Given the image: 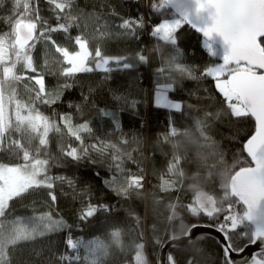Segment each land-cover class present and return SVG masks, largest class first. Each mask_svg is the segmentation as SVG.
<instances>
[{
  "label": "trees",
  "instance_id": "obj_1",
  "mask_svg": "<svg viewBox=\"0 0 264 264\" xmlns=\"http://www.w3.org/2000/svg\"><path fill=\"white\" fill-rule=\"evenodd\" d=\"M156 2L73 0L68 15L58 21L49 0H34L33 7L48 25L72 24L68 32L51 33L58 45L70 52L78 51L75 38L81 36L87 40L93 57L98 48L108 57H127L125 62L133 67L116 70L112 64L110 72L94 70L65 77L60 73L69 65L54 48L42 42L36 44L32 51L36 72L21 70L18 74L24 79L16 83V92L19 99L27 101L34 95L29 89L39 87L29 77L43 74L44 78H52V85L45 89L59 94V99L50 104L36 101L35 106L60 131H49L46 146H39L30 133H12L11 139L19 140L31 152L39 147V158L49 161L48 175L63 179H56L52 189L29 190L12 201L8 218L50 212L69 228L22 241L12 249L5 264H65L59 257L69 251V234L74 239L101 238L95 254L97 264H135L134 257L140 251L147 264H158L163 245L186 235L193 225L218 230L230 204L242 214L244 208L230 195L228 185L237 171L251 166L244 144L254 133V120L250 115H233L216 87V79L204 74L206 69L222 63L217 47L218 54L212 56L204 39L187 24L177 29L175 46L150 35L153 26L171 18L168 12L152 10ZM13 7V0H0V33L10 30L8 18L13 16ZM172 18L177 17L172 14ZM124 20H142L143 27L136 28L135 36L130 35L120 28ZM139 54L147 58L146 62L138 59ZM158 80L176 82L168 95L170 100L182 102L181 111L154 104ZM75 87L82 88L84 94L64 100ZM101 110L115 112L121 126L116 128L111 118L99 115ZM66 118L73 129L87 123L91 131H81V140H76L69 133ZM138 130L145 131V148L129 152L103 136ZM72 147L80 159L67 156ZM114 158L119 159L122 172L116 171ZM0 163H23L22 150L0 149ZM133 177H142V186L130 184ZM49 192L56 196L55 201ZM198 192L212 197L215 206L224 211L212 217L193 213L190 206H194ZM88 204L107 205L109 211H98L81 220ZM245 231L243 226L230 231L233 252L249 244L242 235ZM167 252L173 254L176 264H188L189 260L192 264H226L223 246L205 235Z\"/></svg>",
  "mask_w": 264,
  "mask_h": 264
},
{
  "label": "snow or ice",
  "instance_id": "obj_2",
  "mask_svg": "<svg viewBox=\"0 0 264 264\" xmlns=\"http://www.w3.org/2000/svg\"><path fill=\"white\" fill-rule=\"evenodd\" d=\"M72 2L73 0H49L58 21L68 15ZM33 4L34 0H13V16L8 18L10 30L0 33V149L19 148L22 150L23 160V163L16 164L0 163V264L8 261L12 249L22 241L34 240L69 228L62 219H55L50 212L8 218L12 201L29 190L40 187L52 189L56 179H63L48 175L49 161L39 158V147L31 152L19 140L11 139L12 133H30L33 138L38 139L39 146H46L49 131L53 128L60 131L35 106L36 101L50 104L59 99V94L46 92L43 74L28 78L34 80L35 85L39 87L29 89L34 95L27 101L19 99L16 92V83L24 79L18 73L21 70L36 72L32 56L36 44L42 42L54 48L62 61L69 65L60 73L65 77L100 69L110 72L113 70L110 67L112 64L116 66V70L133 67L125 62L127 57H108L98 48L93 57L87 40L81 36L75 38V44L79 46L78 51L70 52L68 48L58 45L51 33L68 32L72 24L58 23L55 27L48 25L47 21L39 16ZM152 10L168 12L171 16L153 26L150 35L159 42L177 45V29L182 24H188L202 33L204 46L212 56L218 54L212 39L214 34L222 37L227 46L222 54V63L206 69L204 74L216 79L217 88L232 109L233 115H250L254 118L255 131L244 146L254 166L242 169L232 183V196L236 198L237 203L244 206L242 214L236 212L234 205L230 204L228 215L224 216L225 222L220 224L218 231L223 233L226 264H235L228 255L235 250L229 233L241 226L246 229L242 235L248 238L249 244H260L259 250L252 253L250 260L245 258L243 264H264V0H157ZM173 13L177 18H172ZM137 27H143L142 20H124L120 25V28L133 36ZM177 55H180L178 49ZM90 57L93 59L90 60ZM138 59L141 62L147 60L143 54H139ZM93 63L94 67L90 66ZM191 71L189 67L188 75H191ZM175 86V81L162 83L158 80L157 106L177 112L182 110V102L169 99L168 93ZM99 115L111 118L116 128L121 126L115 112L101 110ZM66 119L69 133L76 140H81V131H91L87 123L73 129L70 119ZM66 154L73 160L81 158L75 147ZM84 154H87V148L84 149ZM114 161L116 171L122 172L119 159L114 158ZM142 179L133 177L129 183L142 186ZM49 196L55 201L56 196L52 192H49ZM190 210L193 213L203 212L208 217L224 211L218 209L210 199L203 201L200 198L195 200ZM98 211H109V208L107 205L88 204L81 214V220L93 217ZM193 227L198 228L197 225ZM190 235L194 233L190 232ZM66 244L69 251L59 257L65 264H81L82 260L84 264H97L95 254L102 244L98 235L90 239H74L69 234ZM168 246L173 247L171 243L163 245L162 253ZM140 247L142 249L143 245ZM239 251L243 252L244 249ZM134 261L135 264H144L142 251L137 252ZM158 264H176V261L171 252H166L158 260ZM188 264H192V261L189 260Z\"/></svg>",
  "mask_w": 264,
  "mask_h": 264
},
{
  "label": "water",
  "instance_id": "obj_3",
  "mask_svg": "<svg viewBox=\"0 0 264 264\" xmlns=\"http://www.w3.org/2000/svg\"><path fill=\"white\" fill-rule=\"evenodd\" d=\"M175 16L176 14L173 13ZM188 25V24H187ZM196 34H198L201 38H203L202 36V33H200L199 31H197L196 29H194L193 27H191L190 25H188ZM212 39L215 41V44L214 46L217 47L220 52L223 54L224 50L226 49V45L224 44L223 42V38L218 36V35H213ZM222 61V60H221ZM253 120L254 118L251 117ZM254 124H255V120H254ZM255 131V130H254ZM251 137V136H250ZM247 142V141H246ZM245 142V144H246ZM244 144V146H245ZM244 152L246 154V156L249 158L250 162H251V158L248 156L247 152L245 151V148H244ZM251 166H254L252 165L251 163ZM242 170V169H241ZM237 171L233 176L232 178L230 179V182H229V185H228V188H229V192H230V195L232 196V183H233V180L235 179L236 175L241 171ZM233 197V196H232ZM197 198H200L201 200L203 201H207V200H211L215 203V200L210 197L209 195H207L206 193L204 192H198L196 195H195V200ZM235 200L236 198L233 197ZM243 208L244 206L242 204H240ZM190 232L191 233H194V235H190ZM199 235H205V236H209V237H212L214 239H216L219 244L221 246H223V243H222V240H223V233H221L220 231H218L217 229L211 227V226H198V228H194V227H191L188 231V233L180 238H176V239H171L169 240L168 242H166L164 245H167L168 243H171L173 245V247H177V248H183V247H186L188 246L197 236ZM171 248V246H168L166 247L165 249V252L162 253V249L160 250V253H159V258L158 260H160L162 258V255L165 254L169 249ZM260 248V244L259 242H257L256 244H248L246 245L243 249L244 251L241 252V251H238V252H230L228 255L230 256L231 260H234L235 261V264H243V261L245 258H248L250 260L251 258V255L253 252H256L258 251Z\"/></svg>",
  "mask_w": 264,
  "mask_h": 264
},
{
  "label": "rangeland",
  "instance_id": "obj_4",
  "mask_svg": "<svg viewBox=\"0 0 264 264\" xmlns=\"http://www.w3.org/2000/svg\"><path fill=\"white\" fill-rule=\"evenodd\" d=\"M175 19V18H173ZM45 80V87L48 83H52V78H44ZM217 87V81H216ZM218 89V88H217ZM219 91V89H218ZM220 92V91H219ZM84 94V90L80 87H75L73 90L69 91L65 94L64 100H73L81 97ZM222 94V93H221ZM154 104L157 105V90L154 93ZM173 101V100H172ZM176 102V101H173ZM165 108V107H163ZM169 109V108H167ZM173 110V109H171ZM105 138L110 139L114 143H116L122 150L129 152L133 149H144L146 145L145 140V131L138 130V131H118L113 133H108L103 135ZM144 256V264H147L146 256Z\"/></svg>",
  "mask_w": 264,
  "mask_h": 264
},
{
  "label": "crops",
  "instance_id": "obj_5",
  "mask_svg": "<svg viewBox=\"0 0 264 264\" xmlns=\"http://www.w3.org/2000/svg\"><path fill=\"white\" fill-rule=\"evenodd\" d=\"M100 70H102V69H100ZM51 85H52V83L49 82L47 86H51ZM47 86H46V87H47ZM67 93H68V92H67Z\"/></svg>",
  "mask_w": 264,
  "mask_h": 264
}]
</instances>
